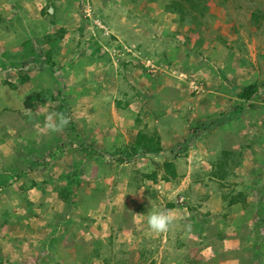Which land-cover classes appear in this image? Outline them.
Segmentation results:
<instances>
[{
	"label": "rangeland",
	"instance_id": "374dc122",
	"mask_svg": "<svg viewBox=\"0 0 264 264\" xmlns=\"http://www.w3.org/2000/svg\"><path fill=\"white\" fill-rule=\"evenodd\" d=\"M262 66L264 0H0V264H264V177L238 170L264 139L232 150L264 135ZM43 73L58 87L4 107ZM205 117L239 123L222 144ZM162 140L172 159L187 144L182 178L136 145ZM199 172L213 193L181 185ZM161 209L174 222L157 233L147 212Z\"/></svg>",
	"mask_w": 264,
	"mask_h": 264
},
{
	"label": "crops",
	"instance_id": "0c3cea01",
	"mask_svg": "<svg viewBox=\"0 0 264 264\" xmlns=\"http://www.w3.org/2000/svg\"><path fill=\"white\" fill-rule=\"evenodd\" d=\"M33 48V50L35 51V49H34V47H32ZM36 52V51H35ZM232 60V59H231ZM230 61V60H229ZM235 64H237L236 62H234L233 61V65H232V70L230 71V73H229V75H232V73H234L235 71H234V69H235ZM260 64H262V62L260 63ZM262 68H264L263 66H262ZM42 76H44V77H46L47 79H48V82H39V83H37L36 84V86L38 87H36V88H28L27 87V82L26 83H21V88L20 87H18V88H14V89H10L9 90V92H10V94H13V95H15V96H11L12 97V99H15V100H12V99H10L9 101H7V100H5V101H3L2 102V104L3 105H5L4 107H16V108H21L22 106H23V103H24V101H22L21 102V99L19 100V98H21V95H22V97L23 96H28V95H30V92L32 91V90H38V91H43V89H45V88H47V89H45V90H50L53 86H55V87H58V85L56 86V84L54 85V84H50L49 82H50V80H52L53 82L54 81H56V80H53L54 78H51L50 79V77H49V73H48V75L47 74H41ZM221 80H223V79H221ZM251 82H255V81H251ZM251 82H247L244 86H246V85H248V84H250ZM219 85H220V92H223V91H225L226 90V88H225V86L220 82L219 83ZM243 86V87H244ZM262 86V84H260V87ZM242 87V88H243ZM241 88V89H242ZM239 93V92H238ZM237 93V94H238ZM237 94H235V96L236 97H233V100H232V102L234 103V105L238 102V98H237ZM25 97V98H26ZM243 102V101H242ZM8 109V108H7ZM224 118V117H223ZM209 120V121H208ZM210 120H213V118L212 119H207L206 117L205 118H202V121H201V123H203V126L204 125H207V123L209 124V122H210ZM237 120H238V118H237ZM206 122V123H205ZM239 123V121H229V122H226L225 121V119H222V117H217V118H214V120H213V124H215L217 127V130H219V135L221 136V139H220V141H221V143L223 144V143H225V139L224 138H229L230 137V135L231 134H233L234 132H235V127H236V124L237 123ZM212 123H210V124H212ZM209 124V125H210ZM251 128V127H250ZM245 131V130H244ZM206 132H209L208 130H206ZM216 133H218L217 131H216ZM257 134V133H256ZM259 134V133H258ZM258 134H257V136H252L251 138H250V136H248V139L247 138H244V142H243V144H241V145H243V147L242 148H239L236 144V146H234V148H232V150L233 149H235V150H237V149H241V150H244V149H246V150H249V148H248V145L250 144V141H251V145L253 144V142H259V139L260 138H263L264 139V135L262 136L261 134L258 136ZM230 139H231V137H230ZM165 141V140H164ZM253 141V142H252ZM236 142V141H235ZM235 142H233V143H235ZM220 142H218V146H220V144H221ZM212 144H214L215 145V143L214 142H212ZM164 145V143H163V140L162 141H160V147H161V149H162V151L160 152V153H158L157 155L158 156H150L151 157V159H153V160H155V159H159V157L161 158V157H164V159H165V161H172V158H170V157H165V156H167V152H166V146H163ZM216 146V145H215ZM247 146V147H246ZM216 149V148H215ZM214 149V150H215ZM218 149H220V148H217L216 149V151H219L220 152V150H218ZM224 150V148H222L221 149V151L222 152H220V153H218V154H221V156L223 157V155H224V157H227V156H229V157H231L230 159H228V160H226V161H228L227 163H230V164H237L238 162H240L238 159H237V153H235V152H231L232 150H225V151H223ZM216 151H215V153L214 152H212V155H214V156H216L215 154H216ZM209 153H211V152H209ZM256 153H253V156H254V159H253V161H247L246 162V160L244 161V162H242L241 163V169H238V170H244L245 171V174H243V173H240L239 175H241L242 177H249V176H251V177H257V178H259V177H264V156H263V158L260 156V158L259 159H257L256 160V158H255V155ZM222 157H220V159L219 160H223L222 159ZM223 161H225V160H223ZM229 161H231V162H229ZM173 162H175V160L173 161ZM223 163H225V162H223ZM239 164V163H238ZM174 166H175V170H176V177L178 178L181 174L179 173V171H178V169L176 168V164H174ZM205 168V167H204ZM237 170V171H238ZM203 172H207V170H205V169H203L202 170ZM205 172V173H206ZM257 172H259V175L258 174H256ZM237 174V173H236ZM191 175V174H190ZM190 175L189 174H186L185 175V177L183 178V179H180L181 180V185L182 186H184L185 185V183H186V179L187 178H192L191 180H194V179H197L198 181H196V183L194 182V181H192V183H193V185H192V183H191V187L193 188V187H195L196 188V191H198L199 193L200 192H203V190H206V191H208V192H210V193H213L214 191H213V188H212V183H209V184H206V182L204 181V180H202V179H204V178H202V177H204V176H206L204 173H197V174H192L191 176L192 177H190ZM179 178H182V177H179ZM178 178V179H179ZM150 180H152V179H150ZM154 181V180H153ZM164 182V181H163ZM213 191V192H212Z\"/></svg>",
	"mask_w": 264,
	"mask_h": 264
},
{
	"label": "trees",
	"instance_id": "16d2710c",
	"mask_svg": "<svg viewBox=\"0 0 264 264\" xmlns=\"http://www.w3.org/2000/svg\"><path fill=\"white\" fill-rule=\"evenodd\" d=\"M189 1V0H188ZM22 57L24 59H29L31 57H34L36 55V52L33 50L32 45L30 43V41H25L22 45ZM259 85L256 82H253L251 84H249L248 86L243 87L239 93L237 94V98L241 101H251L252 98L257 95L258 90H259ZM204 128V126H201V128ZM140 138V137H139ZM137 147H142V149H144L147 153L149 154H158L162 151L161 147H160V143L159 141H157L155 143V147L152 146H147L146 143H137L136 144ZM82 147V146H81ZM82 150H86L85 148H82ZM188 151V146L186 143L184 144H180L179 149L175 152H172L173 155V159L170 162H166L165 166H167L171 171L169 173H171V177L175 178L176 177V170H175V166L173 164V161L176 160L177 158H179L181 155L185 154ZM90 153H95L93 151H91ZM154 176V175H153ZM151 176L150 179H155V177ZM164 180H167V178H164ZM156 181V180H154ZM73 192L72 190H66V192L64 193V196H62V199L65 201V203L68 204V211L70 212L72 210V206H74L72 204V201L70 200V195H72Z\"/></svg>",
	"mask_w": 264,
	"mask_h": 264
},
{
	"label": "clouds",
	"instance_id": "9594fccd",
	"mask_svg": "<svg viewBox=\"0 0 264 264\" xmlns=\"http://www.w3.org/2000/svg\"><path fill=\"white\" fill-rule=\"evenodd\" d=\"M67 122V117L61 114H50L47 117L46 127L52 132H58L63 129ZM173 222V216L167 209L149 210L147 212L148 226L154 232L162 233L167 231Z\"/></svg>",
	"mask_w": 264,
	"mask_h": 264
}]
</instances>
